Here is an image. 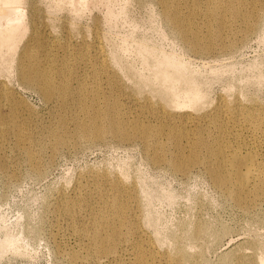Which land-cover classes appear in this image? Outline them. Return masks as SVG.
Here are the masks:
<instances>
[{
  "label": "rangeland",
  "instance_id": "rangeland-1",
  "mask_svg": "<svg viewBox=\"0 0 264 264\" xmlns=\"http://www.w3.org/2000/svg\"><path fill=\"white\" fill-rule=\"evenodd\" d=\"M176 1L187 14L191 2ZM199 1L190 20L201 39L194 43L186 25L166 19L161 0H101L80 10L67 1L27 0L28 35L36 33L43 44V68L65 69L70 83L96 87L101 99L90 102L79 118L70 101V118L61 123L58 101L25 84L17 71L18 54L11 58L3 51L0 82L10 87V101L19 104L36 161L18 148L15 132L9 134L0 163V264H136L139 247L147 255L154 252L157 264H175L179 249L189 253L185 264H264V191L237 201L215 184L209 149H186L174 168L168 160L177 152L174 132L152 136L166 147L156 149L132 126L142 118L149 128L184 129L180 117L186 112L171 107L170 95L154 77L156 56L147 49L173 54L186 62V73L202 94L187 109L194 119L191 130H201L213 148L236 139L258 144L264 161V0H236L241 14L223 22L207 20L211 4ZM248 12L250 18L243 16ZM105 97L124 127L110 130L107 115L99 132L78 135L82 121L102 124L96 118ZM162 112L167 119L158 115ZM51 128L67 134L55 148ZM116 176L124 184H116ZM113 195L128 204L127 228L133 230L115 240L110 259L99 251L88 255L94 244L78 230L92 224L101 197ZM84 196L90 207L76 205L74 216L66 213L70 202Z\"/></svg>",
  "mask_w": 264,
  "mask_h": 264
},
{
  "label": "bare ground",
  "instance_id": "bare-ground-1",
  "mask_svg": "<svg viewBox=\"0 0 264 264\" xmlns=\"http://www.w3.org/2000/svg\"><path fill=\"white\" fill-rule=\"evenodd\" d=\"M59 2L67 1L72 9H90L101 0H58ZM191 2V7L187 14L182 12V8L176 0H161L164 6V15L172 24L186 25V29L192 33V41L199 42L198 32L190 24L192 16L200 9L199 0H187ZM236 0H209V7L205 11L208 16L207 20L216 19L223 22L227 15H240L241 12L236 7ZM27 0H0V59L3 58V51L7 52V56L13 58L14 54H18L17 71L19 77L25 84L31 85L39 89L47 100L56 99L61 109L60 122L65 123L70 118L67 113L69 102H73L74 108L78 111V118L86 113L87 105L98 103L101 99L96 87H89L83 81L78 80L77 85L70 83V76L65 69L57 70L51 66L43 68L39 50L42 47L40 39H36L37 34L28 35L29 21L26 18ZM243 16L251 17L248 12ZM206 20V21H207ZM208 25V24H207ZM28 35V37H26ZM148 52L155 54L156 62L155 79L170 95V105L172 108H181L186 112L183 118V127L167 128L165 124L158 128H149L144 123V119L140 118L134 121L133 129L140 135L149 145L153 142L154 148L165 149V145L154 140L152 136L164 135L171 130L174 137L177 152L172 158H168L174 168H178L180 163L186 157V149L191 152H197L199 149H209V164L211 174L216 185L226 188L227 193L233 195L237 201H242L248 193L253 192L255 195L264 191V161L258 154L256 148L258 144L243 143L236 139V143L230 146L223 145L218 142L216 148L212 147L204 137L201 130L192 131L191 124L194 121L192 115L188 112V108L197 105L201 98V92L193 85L190 76L187 75L186 62L177 58V56L168 53H162L147 49ZM10 87L7 83L0 82V163L6 156V143L9 142V134L15 132L16 145L25 152L29 161H36V154L33 150L34 138L28 131V128L20 122L17 107L19 104L10 101ZM77 96V100L71 97ZM90 101H89V100ZM105 106L99 107L97 110L96 121H101V125L82 121L76 130L80 136H90L98 131V128L104 126L107 115L110 117V130L119 131L124 124L116 119V109L109 104V98L105 97ZM9 106V108H8ZM106 107L109 112L104 114L100 108ZM3 109L7 111L4 113ZM182 110H180L181 112ZM161 118L167 119L168 114L162 112L158 114ZM191 115V116H190ZM99 132V131H98ZM181 132V133H180ZM192 132V133H191ZM62 133V134H61ZM62 131L56 128L49 130V137L53 147H58L66 140L67 134L63 135ZM184 141V144L181 142ZM185 154V155H184ZM158 157L156 156V159ZM107 181V179H105ZM115 183L124 184V180L120 176H116ZM103 206L99 209L93 218L92 224L78 230L83 237L91 239L94 244L87 250L88 255H93L97 251L104 252V257L110 259L115 256V240L124 236V230H133V227L127 228V217L129 210L128 204L122 199L121 195H113L111 197H101ZM90 207L89 198L87 196L80 197L76 201L70 202L66 207V213L74 216L77 206ZM136 230V228H135ZM137 231V230H136ZM200 230L194 231V236L198 235ZM125 239V238H121ZM11 242H4L3 248L8 247ZM120 245L124 246L121 242ZM179 256L175 264H185L189 258V253L179 249ZM136 264H157V255L150 252L148 255L139 247L136 250Z\"/></svg>",
  "mask_w": 264,
  "mask_h": 264
}]
</instances>
